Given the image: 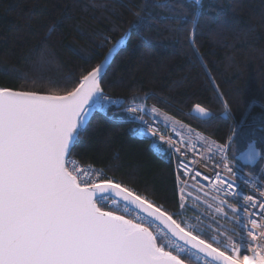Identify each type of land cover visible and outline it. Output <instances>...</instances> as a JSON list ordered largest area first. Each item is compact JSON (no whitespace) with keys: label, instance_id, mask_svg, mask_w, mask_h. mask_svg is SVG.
Masks as SVG:
<instances>
[{"label":"trees","instance_id":"16d2710c","mask_svg":"<svg viewBox=\"0 0 264 264\" xmlns=\"http://www.w3.org/2000/svg\"><path fill=\"white\" fill-rule=\"evenodd\" d=\"M128 31L104 94L199 129L257 172L264 158L250 169L237 156L255 143L264 157V0H0V87L63 95ZM196 104L213 117H193ZM133 126L122 108L92 114L72 158L173 216L179 176Z\"/></svg>","mask_w":264,"mask_h":264},{"label":"snow or ice","instance_id":"6c2138e0","mask_svg":"<svg viewBox=\"0 0 264 264\" xmlns=\"http://www.w3.org/2000/svg\"><path fill=\"white\" fill-rule=\"evenodd\" d=\"M192 2L197 11L203 8V0ZM172 19L183 23L187 18L174 13ZM191 42L194 45V39ZM107 61L105 57L63 95L0 87V264H185L182 256L201 255L208 264H240L241 249L247 251L251 242L264 238V231H254L264 229V223L250 219L251 242L244 237L234 242L226 236L227 250H221L186 230L160 206L114 182L102 169L82 167L72 158L93 112L105 111L112 103L101 87ZM223 103L227 110V102ZM193 111L213 117L200 104ZM228 147L218 146L223 152ZM259 156L256 146L247 144L246 159L251 162ZM224 167L232 172L227 163ZM216 183L239 196L234 183L219 174ZM243 200L255 204L251 195ZM259 207L264 210V203ZM243 210L252 215L247 207ZM169 234L184 243L173 247ZM213 241L218 243L219 238ZM261 248L264 244L251 250L259 255ZM243 261L248 264L247 255Z\"/></svg>","mask_w":264,"mask_h":264},{"label":"built area","instance_id":"2783aa9c","mask_svg":"<svg viewBox=\"0 0 264 264\" xmlns=\"http://www.w3.org/2000/svg\"><path fill=\"white\" fill-rule=\"evenodd\" d=\"M111 101L112 103L106 106L105 111H95L93 114L106 115L111 108H122L134 125L135 135L151 140L154 151L173 164L174 170L179 176L178 209L173 218L181 223V226L186 230H191L202 239L213 242L214 246L220 247L221 250H227L226 236H231L234 242H240L241 237L251 242V238L247 236V231L251 229L248 221L256 219L258 223H264V210L259 207V204L264 203V182L261 181L260 175L247 173L239 166L234 165L229 160L228 150L226 152L219 150L218 146L222 144L185 122L176 120L178 128H173L153 115L154 110H157L153 107L146 104L126 106L123 100L115 98H111ZM129 107H136L139 110L129 113L126 111ZM161 136L164 137L163 140L160 139ZM199 137H204L206 140ZM175 149H179V151ZM225 163L232 168V172L225 169ZM79 164L82 167H87L80 162ZM185 165L188 174H185ZM197 171L203 175L195 176ZM217 174L221 179L233 182L239 196L231 195V190L224 185L217 186ZM205 175L209 179L205 180ZM181 193L183 199H181ZM245 195L253 196L255 204L244 201L243 196ZM221 200L226 203L221 204ZM181 204L184 205L183 208L180 207ZM245 207L252 213L251 216L244 212ZM218 208H223V211H217ZM233 208H239L240 211L234 212ZM152 228L155 231L157 225L153 224ZM254 231H264V229ZM213 237H218L219 242H214ZM169 238L173 247L181 245L170 236ZM258 244H264V238L251 242L247 251L241 249L240 264H244V255L248 256V264H261V260L264 259V248L259 250V255L251 250ZM229 254H232L231 251ZM182 257L193 263L208 264V261L202 256Z\"/></svg>","mask_w":264,"mask_h":264},{"label":"water","instance_id":"95a60500","mask_svg":"<svg viewBox=\"0 0 264 264\" xmlns=\"http://www.w3.org/2000/svg\"><path fill=\"white\" fill-rule=\"evenodd\" d=\"M130 36H131V32L128 31V32H127L122 38H120V39L115 43V45H114V46H113V47H112V48H111V49L105 54L103 60H102L101 63L99 64V65H101V64L104 63V61H105V57L108 58L106 71H105V74L103 75V77L106 75V73H107L109 67L111 66L112 62L114 61V59L116 58V56L118 55V53H119L121 50H123V49L126 48ZM103 77H102V79H103ZM101 81H102V80H101ZM103 93H104V92H103ZM104 95H105V94H104ZM105 96H106V95H105ZM191 115H192L193 117L199 119V120H207V119H209V117H203V116L198 115L197 113H195V112L193 111V109L191 110ZM253 144L256 146L255 143H253ZM256 148H257V146H256ZM257 150L260 151V149H258V148H257ZM245 151H246V149H245L242 153H240V154L237 156V161H238V163H239L242 167H245V168H250V169H254V168H256L257 165H258V164L260 163V161H261L262 154H261V156L257 157L255 161H251V162H250V161H248V160L246 159V157H245ZM260 153H261V151H260ZM154 224L157 225L156 223H154ZM161 227H162V226H161ZM169 236H170L173 240H175L177 243H179V244H183V243H184L183 241L179 240L178 238H176V237H174V236H171V234H169ZM185 247H188V246L185 245ZM201 256H202V255H201ZM202 257H203V256H202ZM185 264H188V263L185 262Z\"/></svg>","mask_w":264,"mask_h":264},{"label":"rangeland","instance_id":"374dc122","mask_svg":"<svg viewBox=\"0 0 264 264\" xmlns=\"http://www.w3.org/2000/svg\"><path fill=\"white\" fill-rule=\"evenodd\" d=\"M157 113L159 114L160 112H157ZM157 113H156V111L154 110L153 115L156 116L157 118H159L163 123H165L166 125H169V126H171V127H173V128H178V125H177L178 122H177V121L171 119L170 116H168L167 114L160 113L161 115H158ZM263 169H264V163L261 164V165L258 167L257 172L252 173V174L260 175V174L263 172ZM247 173H250V172H247ZM183 258H184V259L186 260V262L189 263V264H198V263H193V262L189 261V260H188L187 258H185V257H183Z\"/></svg>","mask_w":264,"mask_h":264},{"label":"crops","instance_id":"0c3cea01","mask_svg":"<svg viewBox=\"0 0 264 264\" xmlns=\"http://www.w3.org/2000/svg\"><path fill=\"white\" fill-rule=\"evenodd\" d=\"M158 112H159V111H158ZM156 113H157V112H156ZM160 113H161V112H160ZM160 113H159V114L157 113V114H158V115H161ZM170 118H171V117H170ZM171 119H173V118H171ZM173 120H175V119H173ZM175 121H176V120H175Z\"/></svg>","mask_w":264,"mask_h":264},{"label":"flooded vegetation","instance_id":"af4514ba","mask_svg":"<svg viewBox=\"0 0 264 264\" xmlns=\"http://www.w3.org/2000/svg\"><path fill=\"white\" fill-rule=\"evenodd\" d=\"M183 258V257H182ZM185 262H186V260H185ZM187 263V262H186ZM189 264V263H188Z\"/></svg>","mask_w":264,"mask_h":264},{"label":"bare ground","instance_id":"6f19581e","mask_svg":"<svg viewBox=\"0 0 264 264\" xmlns=\"http://www.w3.org/2000/svg\"><path fill=\"white\" fill-rule=\"evenodd\" d=\"M117 114V113H116ZM112 116V115H111ZM112 118V117H111Z\"/></svg>","mask_w":264,"mask_h":264}]
</instances>
